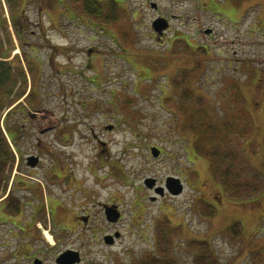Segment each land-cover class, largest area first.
<instances>
[{"label":"rangeland","instance_id":"rangeland-1","mask_svg":"<svg viewBox=\"0 0 264 264\" xmlns=\"http://www.w3.org/2000/svg\"><path fill=\"white\" fill-rule=\"evenodd\" d=\"M114 1L110 16L113 1H99L95 17L82 11L83 0H27L29 23L18 36L0 0V45L9 56L0 61L13 70L0 88V127L24 125L21 140L10 138L19 164L30 153L40 157L33 174L13 164L0 193L14 190L24 210L20 225L0 216V264L34 257L56 264L67 248L79 252L76 264H144L167 239L178 264H193L196 255L264 264V188L228 199L198 151L218 142L201 137L212 125L264 173V0ZM158 7L170 21L161 39L151 33ZM183 71L189 101L172 85ZM224 121L237 133L226 132ZM167 176L182 179L181 194L158 196L143 184L154 177L163 185ZM201 200L215 203L211 217ZM103 203L118 205L119 221L105 218ZM233 221L240 238L227 230ZM158 224L166 225L165 243L156 238Z\"/></svg>","mask_w":264,"mask_h":264},{"label":"trees","instance_id":"trees-1","mask_svg":"<svg viewBox=\"0 0 264 264\" xmlns=\"http://www.w3.org/2000/svg\"><path fill=\"white\" fill-rule=\"evenodd\" d=\"M26 1L27 0H7L8 8H10L11 13L12 25L15 28L17 35H20V33L18 32L22 25L26 27L29 23L26 16L24 15V10L26 9L27 5ZM76 1L77 0H73V2ZM86 1L87 3L92 2V4H97L95 0H83V7L86 6ZM98 7H100V5H98ZM113 7L116 8V5L114 3L110 5V8ZM83 9L85 10V8H82V11L84 12ZM99 12L100 9L98 8V10L92 11L91 15L98 17L100 16L98 15L100 14ZM200 49L201 52L204 51L203 48ZM4 52L6 53L5 50L2 51V47L0 45V54L5 56ZM12 71V66L9 65V63L0 61V88H4L6 83L10 80ZM188 77L190 78V76L183 71L176 74L175 78H173L172 80L173 87L177 90H180L181 97L183 98V100L185 99L187 101L190 100V91L186 88L187 83H185L188 80ZM30 96L31 97L28 99L29 102L31 104H34V102L36 101V97L34 94H30ZM0 100L2 101L1 96ZM222 126L224 130L232 136L233 134L237 133V130L235 128L237 126L231 121H224L222 123ZM205 129L206 130H204V135L202 133L201 137L206 138V140L215 139L216 141L218 140V142H214L212 146H210L207 150H203L201 148L198 151L206 153L205 156L210 162L213 174L217 178H219V183L226 193L227 198H230L233 201H240L242 200L241 198L252 197L256 195L257 192H260L264 188V173L259 170L256 171L252 169L251 165L247 164V162L246 164L244 163V161L241 159L242 152L232 146L231 138L226 134H218L219 136L216 137L212 125H209L208 128L205 127ZM239 133L242 137H247L244 132L239 131ZM225 138H227V140ZM13 142L15 143L14 140ZM14 158L15 155L11 151L7 139L0 127V193L4 192L7 188V181L13 168ZM13 197L16 196H13L11 194L9 200H4L3 203H0V212L2 213L1 216L6 217V215H9L11 217L18 214L19 212H23L20 208L19 202L16 201ZM199 206L201 213L205 217H211L214 214L215 208L214 206H212V204L205 201H200ZM17 221L20 222V218H18ZM165 224H168L167 221H165ZM165 224L164 226L162 224H158V229L156 230V238L158 234L160 237V241H163L164 243L166 232ZM228 232L233 238H240L242 235L240 223L237 221H233L228 226ZM200 241L201 240L196 239L191 243L196 248H200ZM166 242V245L159 247L158 253H156L154 257H151L150 262L148 261L144 264H178L173 259L168 257L167 252L170 249V247H168V245H170V240L167 239ZM208 258H210V256L196 255L193 264H219L216 259L209 260Z\"/></svg>","mask_w":264,"mask_h":264},{"label":"water","instance_id":"water-1","mask_svg":"<svg viewBox=\"0 0 264 264\" xmlns=\"http://www.w3.org/2000/svg\"><path fill=\"white\" fill-rule=\"evenodd\" d=\"M152 26L155 28V30L161 32L162 29L167 27V21L165 18L160 17L152 22ZM151 153L153 156L156 157L159 154V149L156 148L155 146H152ZM29 159L31 165L36 164L37 157L30 156ZM155 182H156L155 178L152 177H147L144 179V184L149 188L153 187ZM164 189H166L171 194H179L183 190V184L179 177L168 176L165 180L164 186H156L154 188L155 192H157L160 195L164 194ZM105 214L107 220L112 222L117 221L120 216V212L117 209L116 205L113 206L105 205ZM104 240L107 243H112V237L110 235L105 236ZM55 261L58 264H74L80 261V255L79 252L76 250L66 249L56 257ZM34 264H42V261L39 258H36L34 259Z\"/></svg>","mask_w":264,"mask_h":264},{"label":"flooded vegetation","instance_id":"flooded-vegetation-1","mask_svg":"<svg viewBox=\"0 0 264 264\" xmlns=\"http://www.w3.org/2000/svg\"><path fill=\"white\" fill-rule=\"evenodd\" d=\"M154 2L153 1H149V4L152 6H154V8H156L157 7V5L155 4H153ZM157 10L158 11H156V13H157V15H156V17H164L167 21H168V26H167V29H165V30H163L162 32H159V33H157L156 32V30L153 28L152 30H151V33L154 35L155 33H157L158 35H157V39H161L163 36H165V34H166V31L167 30H169V28H170V25H169V18L165 15V12L164 11H161L160 10V8L158 7L157 8ZM24 15L26 16V18H27V16L29 15L28 13H25L24 12ZM172 16H174V14H172ZM28 19V18H27ZM28 21V20H27ZM4 54L5 55H7V52L5 53L4 52ZM8 57L9 56H6V59H8ZM191 68V67H190ZM190 68H188V69H190ZM192 68H196V66H195V64L193 65V67ZM191 68V69H192ZM34 108V107H33ZM24 114V117H26V119L28 118V117H30V116H27L25 113H23ZM32 116H34V115H31V117ZM23 129H25L24 128V125L22 124V128H21V130H18L17 132H16V129H10V132H11V134H12V136H13V138L16 140V141H18V140H21L22 139V137H23V135H24V131H23ZM22 131V132H21ZM14 140V141H15ZM31 155H36V156H38V159H37V162H36V164L35 165H31L30 164V159H29V156H31ZM39 161H40V157H39V155H37V154H33V153H30V154H28L25 158H22V160H21V163L19 164V158L14 162V164L17 166V164H19V166H20V168L21 167H26L27 169H25L26 171H28V173L29 174H33L34 172L32 171L33 169H35L37 166H38V164H39ZM11 177V175H9V178ZM12 178H13V176H12ZM9 180V179H8ZM67 181H68V178H67ZM18 182H21V180L20 181H18ZM10 192V191H9ZM9 192H8V194H9ZM12 193H14V190H12L11 191ZM16 194V193H15ZM9 195H5V197L3 198V200L5 199V200H9ZM16 201H18L19 202V204H20V207H22L21 206V202H20V199L19 198H14ZM110 205H117V204H110ZM118 206V205H117ZM118 209H119V207H118ZM104 210H105V204L103 203V205H102V208H101V211H103V213H105L104 212ZM120 210V209H119ZM121 212V211H120ZM120 217H121V214H120ZM112 223V222H111ZM35 258V257H34ZM56 258V257H55Z\"/></svg>","mask_w":264,"mask_h":264},{"label":"bare ground","instance_id":"bare-ground-1","mask_svg":"<svg viewBox=\"0 0 264 264\" xmlns=\"http://www.w3.org/2000/svg\"><path fill=\"white\" fill-rule=\"evenodd\" d=\"M46 235L48 236V238L50 239V235L46 232Z\"/></svg>","mask_w":264,"mask_h":264}]
</instances>
